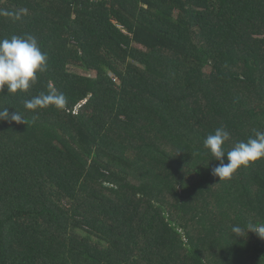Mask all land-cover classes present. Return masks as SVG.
<instances>
[{
	"label": "trees",
	"instance_id": "trees-1",
	"mask_svg": "<svg viewBox=\"0 0 264 264\" xmlns=\"http://www.w3.org/2000/svg\"><path fill=\"white\" fill-rule=\"evenodd\" d=\"M47 71L0 93V264H264V160L213 175L264 132V0H0ZM89 71V72H88ZM49 84L63 109L26 110ZM226 160V158H225Z\"/></svg>",
	"mask_w": 264,
	"mask_h": 264
},
{
	"label": "clouds",
	"instance_id": "clouds-1",
	"mask_svg": "<svg viewBox=\"0 0 264 264\" xmlns=\"http://www.w3.org/2000/svg\"><path fill=\"white\" fill-rule=\"evenodd\" d=\"M27 12V9L16 12L0 10V16L20 20ZM47 61V53L42 50L37 37L32 34L0 39V93L6 91L8 95L28 92L37 83L38 74L47 71ZM66 104V96L51 84L47 91L24 100L25 109L33 112L49 107L60 110ZM9 108H0V121L26 125L24 116L17 111L10 114ZM229 140V131L224 127H218L203 141L204 148L214 157L213 160L218 161L213 169V175L219 177L220 181L231 179L240 169L264 160V132L257 130L246 141L237 142L230 150L225 151V145ZM231 232L236 238L246 239L248 233H254L264 240V223L234 225Z\"/></svg>",
	"mask_w": 264,
	"mask_h": 264
},
{
	"label": "rangeland",
	"instance_id": "rangeland-1",
	"mask_svg": "<svg viewBox=\"0 0 264 264\" xmlns=\"http://www.w3.org/2000/svg\"><path fill=\"white\" fill-rule=\"evenodd\" d=\"M89 72V71H88Z\"/></svg>",
	"mask_w": 264,
	"mask_h": 264
}]
</instances>
